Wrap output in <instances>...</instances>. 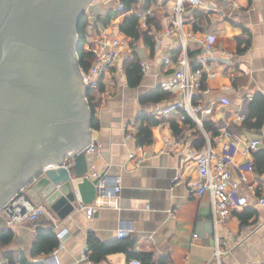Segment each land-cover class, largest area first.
<instances>
[{"label":"crops","instance_id":"obj_1","mask_svg":"<svg viewBox=\"0 0 264 264\" xmlns=\"http://www.w3.org/2000/svg\"><path fill=\"white\" fill-rule=\"evenodd\" d=\"M102 1H95L97 7L94 8L104 13L106 5L102 10ZM202 1L218 10L193 9L186 13L184 25L191 66L201 67L204 72L203 86L194 103L201 108L212 107L205 114L200 112L199 117L204 120V126L205 121L215 126L228 122L237 128L243 140L262 137L264 141V117L261 126L254 128L244 127V121L236 118L246 99L264 98V0H236V5L222 0ZM173 5V0H164L161 6L155 1L148 6L152 15L139 17L141 29L153 37L154 48L143 38L132 44L128 37L131 47L125 49L126 55H122L120 62L124 68V61L134 49L140 62L149 64V71L141 82L131 86L125 70L118 74L112 72L104 79L103 92L98 96L101 99L96 113L99 127L92 128V140L98 142L99 152L87 156L91 173H106L112 177L115 187H120L116 193L118 206L113 203L114 194H100L97 203L100 201L105 205L98 207L91 217L78 205L63 220L55 216V222L50 213H45L36 222L14 224L11 228L15 238L10 249L29 254L37 227L53 225L59 247L50 254L30 258L31 261L131 264V259L137 257H128L123 251L108 254L97 263L84 256L89 233L102 242H110L120 239L118 231L121 227H128L131 231L123 238L135 243V251L154 254L155 260L161 258L173 264H219L214 254L216 229L219 237L228 242V247H223L222 264H264V207L257 202V197L264 194V170L247 173L248 181L240 182L237 207L229 209V215L220 213L219 218L224 219L216 226L210 195L190 191V183H196L199 178L195 166L188 164L204 147L197 135L201 128L190 117L187 118L190 121L183 120L180 111L169 116L156 114L183 95L179 87L165 89L162 85L174 76L182 50L179 35L166 37L163 43L160 41L171 24ZM116 18L121 24L124 16L117 15ZM208 35L213 40L211 49H206L203 43ZM165 57L170 60L166 61ZM212 72L215 75L210 76ZM158 88L169 93V97L159 102L148 100L147 97ZM205 88L209 92H204ZM253 105L256 113L264 114L260 99ZM143 115L165 118L152 126V142L141 145L136 134ZM257 116L253 120L256 121ZM172 118L177 119L180 132H175ZM212 136L217 146L223 140L229 141L217 132ZM260 149H264V144ZM256 152H246L243 145L233 149L234 159L238 162L252 160L256 163ZM179 175L181 180L176 181L175 177ZM25 192L36 204H46L42 192H34L30 186Z\"/></svg>","mask_w":264,"mask_h":264},{"label":"water","instance_id":"obj_2","mask_svg":"<svg viewBox=\"0 0 264 264\" xmlns=\"http://www.w3.org/2000/svg\"><path fill=\"white\" fill-rule=\"evenodd\" d=\"M91 1L0 0V208L30 186L63 220L115 193L110 175L90 174L83 151L70 169L53 166L92 140L77 31Z\"/></svg>","mask_w":264,"mask_h":264},{"label":"built area","instance_id":"obj_3","mask_svg":"<svg viewBox=\"0 0 264 264\" xmlns=\"http://www.w3.org/2000/svg\"><path fill=\"white\" fill-rule=\"evenodd\" d=\"M142 2L143 0H138ZM174 5L172 7L173 17L171 24L164 32L160 41L163 43L166 37L179 35V42L181 47V53L178 56V68L175 71L174 76L163 83L165 89H172L179 87L183 93L182 98L176 100L171 105L159 109L156 114L160 116H169L173 113L184 111L181 116L182 119L186 118V115L190 117L195 123L199 125L205 135V145L201 151L195 154L192 163L188 166L194 165L197 169L199 178L196 183H190V191L197 194H209L211 197L212 215L215 225L222 221L224 218L220 217V213L223 215H229V209L237 207V197L240 190V182H247L249 171L254 170V163L252 160L246 162H238L234 159L233 149L238 145H243L244 149L248 153H253L263 147L264 141L262 137H254L248 140H243L241 135L236 131L235 127L228 122L217 123V135L224 139L228 137L229 141L223 140L219 145L214 144V138L205 126L204 120L199 117V113H206L210 111L212 107L201 108L194 103L196 95L199 93L203 86V68H193L191 66L189 54H188V35L184 30L187 17L186 13L189 11L200 8L205 12L217 11L214 6H209L202 0H173ZM224 2L236 5V0H222ZM157 5H164V0H156ZM94 0L90 5H94ZM89 5V6H90ZM106 12L101 13L93 8L88 7L85 15L87 17L86 25V43L85 49L91 51L94 54V61L88 71H83L88 86L90 89L98 90L100 85L104 83V79L112 74V72L124 73V68L120 62L122 55H126V51L131 47V43L128 37L120 30V22L116 20V11L122 10L124 4L119 0H108L106 3ZM95 10V11H94ZM112 11L113 15L107 20L108 13ZM132 12V11H131ZM152 10L148 8L140 17H150ZM101 16V17H100ZM120 16V15H118ZM140 20V19H139ZM146 23L143 20V25ZM204 47L211 49L213 40L208 35L204 40ZM125 53V54H124ZM166 61L170 58L165 57ZM120 62V64H119ZM142 72L144 74L149 71V64L146 61L141 62ZM210 76L215 73H210ZM204 92H209L208 88L204 89ZM252 97L246 99L244 105L237 113V120L245 121L249 116V104ZM213 106V102H211ZM99 144L96 140L90 141L82 150H78L73 155L71 152L75 150H68L61 161L53 166H63L70 169L74 162L75 157L80 152H85L87 155H96ZM90 174L92 176L98 175L97 172ZM176 181L181 180V175L175 177ZM251 189L254 187L249 185ZM25 188H21L8 202H6L0 208V216L5 220V226H12L14 224L23 223L25 221L36 222L39 217L45 213H50L52 219L56 222V217L49 211L46 204H36L33 200H28V195L25 192ZM120 187H115L114 200L115 206H118V195ZM259 205L264 207V194L257 197ZM105 203L97 200L92 204L79 203L78 208L86 210L91 217L94 211ZM25 211V212H24ZM215 226V227H216ZM131 228L121 227L118 231V237L123 238L129 234ZM194 236H197L195 234ZM223 247H228V242L222 239L218 235V231L215 229V257L221 262V255L224 253ZM86 255V251L84 256ZM131 264H144L138 258H132ZM0 264H20V262L9 261L0 257ZM173 264V263H168ZM250 264V263H249Z\"/></svg>","mask_w":264,"mask_h":264},{"label":"trees","instance_id":"obj_4","mask_svg":"<svg viewBox=\"0 0 264 264\" xmlns=\"http://www.w3.org/2000/svg\"><path fill=\"white\" fill-rule=\"evenodd\" d=\"M124 4V8L122 10L116 11L115 14L124 16L123 22L120 24V30L129 38L132 39V44L135 40L139 38H143V40L154 48L153 37L148 33V31H144L141 29L139 24V13L146 10L149 4L155 2L156 0H143L140 3L138 0H119ZM132 11V12H131ZM114 12L110 11L107 15V20L113 15ZM199 15V12H196ZM101 17V16H100ZM86 25H87V17L84 15L79 23H78V35H79V64L83 71H88L90 66L94 61V54L85 49L86 43ZM124 70L127 77V81L131 86H137L143 76L142 66L140 62L139 55L133 49L127 59L124 61ZM103 84L100 85L98 90L90 89L88 93V101L92 111V122L91 126L93 128L99 127V120L96 117L97 108L100 105L99 94L103 92ZM169 93L158 88L153 93H151L147 99L159 102L165 98L169 97ZM261 100V112L264 107V98L260 96H256L249 105L250 114L248 118L244 121L243 126L248 128L260 127L263 121L264 114H259L255 112L254 101ZM184 111H180V115L182 116ZM258 115V116H257ZM257 116L256 121L253 118ZM165 117L157 118L154 115H143L140 117L141 125L138 129L136 137L138 139V143L141 145L149 144L152 142V126L159 124L164 120ZM188 116L186 115V120ZM183 119V120H185ZM176 118L171 119L172 126L175 132H180V128L176 122ZM184 121V122H187ZM205 127L207 130H210L212 134L217 132V128L214 123L210 121H205ZM236 128V127H235ZM237 130V128H236ZM197 135L201 142V147L204 146L205 137L203 138V132L198 130ZM204 139V140H203ZM204 142V143H203ZM256 163L254 162V170L258 169L259 171L264 170V149L257 150L256 152ZM15 238V232L10 226H5L0 228V251L2 250L3 259H8L9 261L15 262L18 261L20 264H43L39 261H31L30 258H36L42 255H47L55 251L60 245L59 238L57 233L53 227V225H39L36 229V236L34 238L32 248L29 254L24 251H16L10 249L12 242ZM135 243L131 239L120 238L117 240H113L110 242H102L100 241L93 233H89L87 240V249L86 255L87 257L97 263L104 260L108 254L115 252H127L128 257L135 256L142 260L144 264H168V261L165 259L155 260V256L152 253L148 252H137L134 249Z\"/></svg>","mask_w":264,"mask_h":264},{"label":"rangeland","instance_id":"obj_5","mask_svg":"<svg viewBox=\"0 0 264 264\" xmlns=\"http://www.w3.org/2000/svg\"><path fill=\"white\" fill-rule=\"evenodd\" d=\"M94 1H97V2H99V1H102V0H94ZM108 0H105V1H102V3H103V6L101 7L102 8V10L103 9H105V3L107 2ZM94 5H90L91 6V9L93 8V6H95V7H97L96 5L97 4H95V3H93ZM90 6H89V8H90ZM98 7H99V5H98ZM95 9V8H94ZM95 11V10H94ZM119 21V20H118ZM0 256H2V250L0 251Z\"/></svg>","mask_w":264,"mask_h":264}]
</instances>
